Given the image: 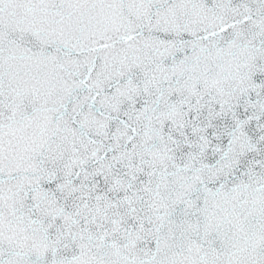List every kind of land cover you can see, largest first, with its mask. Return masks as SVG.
Masks as SVG:
<instances>
[{
  "label": "snow or ice",
  "instance_id": "6c2138e0",
  "mask_svg": "<svg viewBox=\"0 0 264 264\" xmlns=\"http://www.w3.org/2000/svg\"><path fill=\"white\" fill-rule=\"evenodd\" d=\"M0 264H264V0H0Z\"/></svg>",
  "mask_w": 264,
  "mask_h": 264
}]
</instances>
